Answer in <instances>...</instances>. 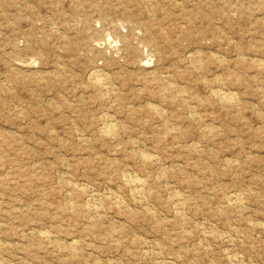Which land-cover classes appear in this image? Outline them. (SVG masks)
<instances>
[{
	"label": "rangeland",
	"instance_id": "obj_1",
	"mask_svg": "<svg viewBox=\"0 0 264 264\" xmlns=\"http://www.w3.org/2000/svg\"><path fill=\"white\" fill-rule=\"evenodd\" d=\"M149 1L0 0V264H264V0Z\"/></svg>",
	"mask_w": 264,
	"mask_h": 264
},
{
	"label": "bare ground",
	"instance_id": "obj_2",
	"mask_svg": "<svg viewBox=\"0 0 264 264\" xmlns=\"http://www.w3.org/2000/svg\"><path fill=\"white\" fill-rule=\"evenodd\" d=\"M116 1H117V0H116ZM128 1H129V0H128ZM134 1H135V0H134ZM138 1H139V0H137V2H138ZM141 1H142V0H141ZM143 1H144V0H143ZM150 1H153V0H150ZM150 1H149V2H150ZM137 2H136V3H137ZM149 2H148V3H149ZM116 3H117V2H116ZM142 3H143V2H142ZM131 4H132V3H131ZM139 4H140V2H139ZM139 4H138V5H139ZM145 4H146V3H145ZM147 5H150V4H147ZM122 6H123V5H122ZM136 6H137V4H136ZM141 6H142V5H141ZM91 7H92V6H91ZM94 7H95V6H94ZM127 7H128V6H127ZM143 7H144V5H143ZM146 7H148V6H146ZM149 7H150V6H149ZM151 7H152V5H151ZM96 8H97V7H96ZM116 8H117V7H116ZM124 8H125V7H124ZM146 9H147V8H146ZM152 10H153V8H152ZM152 10H151V12H152ZM101 11H102V10H101ZM103 11H104V10H103ZM103 11H102V12H103ZM149 12H150V11H149ZM151 12H150V13H151ZM153 12H154V11H153ZM127 13H128V12H127ZM99 14H100V13H99ZM124 14H125V13H124ZM86 15H87V14H86ZM86 15H85V16H86ZM101 15H102V14H101ZM103 15H105V14H103ZM125 15H126V14H125ZM130 15H131V14L129 13V16H130ZM85 16H84V17H85ZM121 16H122V15H121ZM126 16H127V15H126ZM129 16H127V17L129 18ZM88 17H89V16H87V18H88ZM103 17H104V16H103ZM131 17H132V16H131ZM131 17H130V18H131ZM134 17H135V16H134ZM134 17H133L132 19H134ZM82 18H83V17H82ZM105 18H106V16H105ZM123 18H124V17H123ZM125 18H126V17H125ZM126 19H127V18H126ZM84 20H85V19H84ZM87 20H88V19H87ZM130 20H131V19H130ZM134 20H135V19H134ZM134 20H133V21H134ZM127 21H128V19H127ZM76 22H77V21H76ZM92 22H93V21H92ZM136 22H138V21H136ZM87 23L90 24L89 22H87ZM87 23H86V24H87ZM134 23H135V22H134ZM139 23H140V22H139ZM128 24H129V26L131 25L130 22H129ZM143 25H144V23H143ZM138 26H139V25H138ZM52 27H54V26H52ZM92 27H93V26H92ZM55 28H56V27H55ZM116 28H117V27H116ZM56 29H57V28H56ZM56 29H54V30H56ZM54 30H53V31H54ZM87 30H88V29H87ZM132 31H133V30H132ZM90 32H91V31H90ZM96 32H97V31H96ZM91 35H92V34H91ZM132 35H133V34H132ZM88 36H89V35H88ZM126 36H127V35H126ZM129 37H130V36H129ZM132 38H133V37H132ZM93 41H94V40H93ZM126 41H127V40H126ZM126 41H125V42H126ZM128 41H129V40H128ZM90 42H91V41H90ZM103 42H106V41H103ZM125 42H124V43H125ZM131 42H132V40H131ZM126 44H127V43H126ZM129 44H132V43H129ZM97 45H98V44H97ZM127 45H128V44H127ZM70 46H71V45H70ZM133 46H134V44H133ZM71 47H72V46H71ZM71 47L69 48L70 50H71ZM129 47H130V46H129ZM93 48H94V47H93ZM124 48H125V47H124ZM96 49H97V48H96ZM129 49H130V48H129ZM135 49H136V48H135ZM127 50H128V48H127ZM130 50H132V49H130ZM133 50H134V49H133ZM73 51H74V50H73ZM100 51H101V50H100ZM120 51H121V50H120ZM124 51H125V50H124ZM135 51L137 52V50H135ZM102 52H103V51H102ZM128 52H129V51H128ZM132 52H133V51H132ZM129 53H130V52H129ZM137 53H138V52H137ZM135 54H136V53H135ZM138 54H139V53H138ZM124 57H125V55H124ZM127 58H128V57H127ZM129 59H130V58H129ZM129 59H128V60H129ZM140 60H141V59H140ZM140 60H139V61H140ZM132 61H133V59H132ZM140 62H141V61H140ZM140 62H139V63H140ZM144 62H145V61H144ZM146 63H147V62H146ZM148 63H149V62H148ZM18 64H19V63H18ZM133 64H134V63H133ZM7 65H8V64H7ZM137 65H138V64H137ZM141 65H142V63H141ZM12 66H13V65H12ZM15 66H16V65H15ZM147 66H148V65H147ZM13 69H14V68H13ZM20 70H21V69H20ZM90 70H91V69H90ZM96 71H97V70H96ZM99 72H100V71H99ZM165 73H166V72H165ZM169 73H170V72H169ZM95 75H96V74H95ZM95 75H94V76H95ZM97 75H98V74H97ZM101 75H102V74H101ZM164 75H165V74H164ZM166 75H167V74H166ZM161 76H162V75H161ZM168 76H169V75H168ZM90 77H91V75H90ZM90 77H89V79H90ZM95 77H96V76H95ZM102 77H103V76H102ZM102 77H101V78H102ZM97 78H98V77H97ZM160 78H161V77L159 76V78H156V79H158V81H159ZM169 78H170V77H169ZM15 79H17V78H15ZM95 79H96V78H95ZM106 79H107V78H106ZM106 79H105V80H106ZM108 79H109V77H108ZM163 79H164V78H163ZM163 79H162V81H163ZM166 79H167V77H166ZM12 80H13V79H12ZM160 80H161V79H160ZM16 81H17V80H16ZM108 81H109V80H108ZM108 81H107V82H108ZM156 81H157V80H156ZM162 81H161V82H162ZM111 82H112V80H111ZM165 82H166V81H165ZM165 82H163V83H165ZM95 83H96V82H95ZM97 83L99 84V86L102 85V84H104V83H101V80H100V79L97 80ZM114 83H115V82H114ZM159 83H160V82H159ZM163 83H162V84H163ZM108 84H110V83H108ZM108 84H106V85H108ZM157 84H158V83H157ZM92 85H93V84H92ZM111 85H113V83H112ZM111 85H109V86L111 87ZM96 86H97V85H96ZM103 86H104V85H103ZM158 86H159V85H158ZM163 86H164V85H163ZM170 86H171V84H170ZM105 87L108 88L107 86H105ZM105 87H104V88H105ZM160 87H161V86H160ZM96 88H97V87H96ZM96 88L93 86V89L96 90ZM111 88H113V86H112ZM158 88H159V87H158ZM162 88H163V87H162ZM165 88H166V86H165ZM167 88H169V87H167ZM174 88H175V86H174ZM174 88H173V89H174ZM97 89H98V88H97ZM114 89H115V88H114ZM171 89H172V86H171ZM173 89H172V90H173ZM175 89H176V88H175ZM109 90H110V89H109ZM177 90H178V89H177ZM103 91H104V90H103ZM111 91H112V90H111ZM113 91H114V90H113ZM221 91H222V90H221ZM224 91H225V90H224ZM105 92H106V91H105ZM159 92H160V91H159ZM162 92H163V91H162ZM171 92H175V91H170L169 94H170ZM178 92H179V91H178ZM212 92H213V91H212ZM216 92H217V91H216ZM216 92H215V93H216ZM160 93H161V92H160ZM165 93H166V92H165ZM213 93H214V92H213ZM215 93H214V94H215ZM219 93H220V91H219ZM223 93H224V92H223ZM95 94H96V93H95ZM114 94H116V93H114ZM173 94H174V93H173ZM103 95H104V93H103ZM162 95H163V94H162ZM222 95H223V97H224L226 100H228V101H229V100H230V101L232 100L231 93H225V94H222ZM95 96H96V95H95ZM97 96H98V95H97ZM107 96H109V95H107ZM107 96H106V97H107ZM106 97L104 98V100L107 99ZM175 97H177V96H175ZM215 97H217V96H215ZM223 97H222V98H223ZM158 98H159V96H158ZM162 98H163V97H162ZM172 98H173V97H172ZM217 98H219V97H217ZM233 98H234V97H233ZM108 99H109V98H108ZM108 99H107V100H108ZM111 99H112V97H111ZM160 100H161V99H160ZM166 100H167V96H166ZM100 101H101V100H100ZM222 101H223V100H222ZM232 101H233V100H232ZM160 102H161V101H160ZM160 102H158V103H160ZM229 103H230V102H229ZM152 107H153V106H152ZM150 108H151V107H150ZM157 108L159 109V107H157ZM157 108H156V110H155V107H154V110L157 111ZM151 109H152V108H151ZM153 112H154V111H153ZM191 114H192V112H191ZM191 114H190V115H191ZM105 117H106V116H105ZM107 117H110V116L107 115ZM110 118H111V117H110ZM107 119H108V118H107ZM101 120L103 121V119H101ZM108 120H109V119H108ZM104 122H106V121H104ZM109 122H110V121H109ZM98 123H99V122H98ZM103 125H104V124H103ZM109 126H110V124H109ZM110 127H111V126H110ZM100 128H101V127H100ZM100 128H99V129H100ZM104 128H106V127H104ZM104 128H103V130H100V131L103 132V131H104ZM115 129H116V128H115ZM100 131H99V132H100ZM116 131H117V130H116ZM112 132H113V130L111 131L110 128H107V129L105 130V132L103 133V135H104V134H105V135L108 134V135L110 136V135L112 134ZM103 135H102V136H103ZM105 135H104V137H105ZM109 136L106 137V138H109ZM110 137L113 138L114 136H110ZM109 139H111V138H109ZM141 154H142V153H141ZM140 159H141V158H140ZM149 159H150V158H149ZM141 160H142V159H141ZM150 160H151V159H150ZM152 160H153V159H152ZM155 161H157V160L155 159ZM152 162H153V161H152ZM158 162H159V161H158ZM155 163L157 164V162H155ZM142 164H143V163H142ZM151 164H152V163H151ZM153 164H154V162H153ZM156 164H155V165H156ZM146 165H147V164H145L144 167H146ZM158 165H160V164L158 163ZM161 169H162V168H161ZM162 171H163V170H162ZM119 176H120V175H119ZM121 177H122V176H121ZM130 177H131V176H130ZM130 177H129V179H130ZM131 178H132V177H131ZM132 179H133V178H132ZM134 179H135V178H134ZM125 181H126V180H125ZM143 181H144V180H143ZM67 183H68V182H67ZM71 183H72V182H71ZM129 183L131 184V186H134V188H135V187H139L140 184H141V183L139 182V180H132V181L130 180ZM61 184H62V183H61ZM73 184H74V183H73ZM142 184H143V183H142ZM62 187H63V185H62ZM66 187H67V186H66ZM75 187H76V186H75ZM80 187H81V186H80ZM82 187H83V186H82ZM82 187H81V188H82ZM85 187H86V186H85ZM85 187H84V188H85ZM120 187H121V186H120ZM142 187H143V186H142ZM134 188H133V189H134ZM145 188H146V186H145ZM145 188H144V189H145ZM70 189H71V188H70ZM88 189H89V188H88ZM117 189H118V188H117ZM122 189H123V188H122ZM122 189H121V190H122ZM127 189H128V188H127ZM172 189H173V188H172ZM78 190H79V189H78ZM90 190H93V189H90ZM118 190H120V189H118ZM141 190H142V189H141ZM74 191H75V190L73 189V192H74ZM85 191H86V190H85ZM85 191H84V192H85ZM87 191H88V190H87ZM93 191H94V190H93ZM124 191H125V188H124ZM132 191H133V190H132ZM138 191H140V188L138 189ZM142 191H143V190H142ZM168 191H169V190H168ZM78 192H79V191H78ZM78 192H77V193H78ZM91 192H92V191H91ZM133 192H134V191H133ZM171 192H172V191H171ZM173 192H174V191H173ZM85 193H86V192H85ZM89 193H90V192H89ZM105 193H106V192H105ZM109 193H110V192H109ZM130 193H131V192H130ZM176 193H177V192H176ZM230 193H231V192H230ZM232 193H233V192H232ZM92 194H94V193L92 192ZM96 194H97V193H96ZM102 194H103V193H102ZM102 194H101V195H102ZM119 194H120V193H119ZM174 194H175V193H174ZM77 195H79V194H77ZM86 195H87V194H86ZM94 195H95V194H94ZM99 195H100V194H99ZM99 195H98V196H99ZM107 195H108V194H107ZM134 195H135V194H134ZM141 195H142V194H141ZM145 195H146V191H145ZM110 196H111V195H110ZM121 196H122V195H121ZM131 196H132V195H131ZM139 196H140V195H139ZM139 196H138V197H139ZM236 196H237V195H236ZM245 196H246V195H245ZM91 197H92V196H91ZM105 197H106V196H105ZM113 197H114V196H113ZM113 197H112V198H113ZM122 197H123V196H122ZM142 197H143V196H142ZM177 197H178V196H177ZM181 197H182V196H181ZM230 197H231V196H230ZM232 197H233V196H232ZM94 198H95V197H94ZM96 198H97V195H96ZM99 198H100V197H99ZM99 198H98V199H99ZM108 198L110 199L111 197H108ZM108 198H106V199H108ZM120 198H121V197H120ZM127 198H130V196L127 197ZM172 198H173V197H172ZM175 198H176V197H175ZM175 198H174V199H175ZM225 198H226V197H225ZM238 198H239V197L237 196V198L235 197V198H233V200H234L235 202H236V201H239ZM245 198H246V197H245ZM86 199H88V198H86ZM101 199H102V197H101ZM124 199H125V198H124ZM124 199H123V200H124ZM170 199H171V198H170ZM182 199H184V198L182 197ZM227 199H228V197H227ZM89 200H90V199H89ZM110 200H111V199H110ZM110 200H109V201H110ZM115 200H116V199H115ZM117 200H118V199H117ZM128 200H129V199H128ZM128 200H127V201H128ZM244 200H245V199H244ZM93 201H94V200H93ZM93 201H92V202H93ZM130 201H131V200H130ZM130 201H129V202H130ZM136 201H137V200H136ZM139 201H140V199H139ZM143 201H144V199H143ZM178 201H179V200H178ZM224 201H225V200H224ZM224 201H223V202H224ZM226 201H228V200H226ZM229 201H230V200H229ZM241 201H242V200H241ZM97 202H98V200L96 201V203H97ZM99 202H100V201H99ZM113 202H114V201H113ZM116 202H117V201H116ZM122 202H123V201H122ZM133 202H134V201H133ZM176 202H177V201H176ZM185 202H186V201H185ZM66 203H67V202H66ZM96 203H95V204H96ZM106 203H107V202H106ZM110 203H111V202H110ZM110 203H109V205H110ZM144 203H145V202H144ZM144 203H143V204H144ZM173 203H175V202H173ZM177 203H178V202H177ZM179 203H180V202H179ZM226 203H227V202H226ZM240 203H241V202H240ZM243 203H244V201H243ZM93 204H94V203H93ZM95 204H94V205H95ZM97 204H98V203H97ZM107 204H108V203H107ZM121 204H122V203H121ZM129 204H130V203H129ZM138 204H139V203H138ZM138 204H137V205H138ZM175 204H176V203H175ZM181 204H182V203H181ZM206 204H207V203H206ZM229 204H230V203H229ZM238 204H239V203H238ZM70 205H71V203H70ZM81 205H82V204H81ZM111 205H112V204H111ZM123 205H124V204H123ZM226 205H227V204H226ZM244 205H245V204H244ZM75 206H76V205H75ZM75 206H74V207H75ZM121 206H122V205H121ZM143 206H144V205H143ZM178 206H181V205L179 204ZM183 206H184V205H183ZM223 206H224V205H223ZM227 206H228V205H227ZM227 206H226V207H227ZM239 206L241 207V205H239ZM239 206H238V207H239ZM97 207H98V206H97ZM105 207H108V206H105ZM105 207H104V208H105ZM115 207H116V206H115ZM115 207H114V208H115ZM117 207H118V206H117ZM218 207H219V205H218ZM218 207H217V208H218ZM231 207H232V205H231ZM68 208L70 209L69 206H68ZM68 208H67V209H68ZM71 208H72V207H71ZM123 208H125V205H124ZM123 208H122V209H123ZM128 208H130V207H128ZM128 208H127V211H128ZM176 208H177V206H176ZM178 208H179V207H178ZM178 208H177V209H178ZM241 208H242V207H241ZM64 209H65V208H64ZM69 209H68V210H69ZM94 209H95V208H94ZM182 209H183V208H182ZM224 209H225V208H224ZM230 209H231V208H230ZM243 209H244V208H243ZM243 209H242V210L240 209V210L242 211V213H244V212H243ZM62 210H63V209H62ZM65 210H66V209H65ZM65 210H63V211H65ZM145 210H146V209H145ZM180 210H181V209H180ZM231 210H232V209H231ZM233 210H234V209H233ZM87 211H88V210H87ZM91 211H92V210H91ZM123 211H124V210H123ZM177 211H178V210H177ZM227 211H228V210H227ZM96 212H97V211H96ZM100 212H102V211H100ZM129 212H130V211H129ZM134 212H135V211H134ZM147 212H148V211H147ZM224 212H225V210H224ZM224 212H223V214H224ZM92 213H94V212H92ZM118 213H119V212H118ZM127 213H128V212H127ZM127 213H125V215H126ZM227 213H228V212H227ZM238 213H241V212H238ZM90 214H91V213H90ZM90 214H89V215H90ZM96 214H97V213H96ZM128 214H129V213H128ZM181 214H182V213H181ZM236 214H237V213H236ZM93 215H94V214H93ZM93 215H92V216H93ZM238 215H239V214H238ZM92 216H91V217H92ZM129 216H130V215H129ZM94 217H95V216H94ZM96 217H97V216H96ZM126 217H127V216H126ZM176 217H177V216H176ZM127 218H129V217H127ZM96 220H97V219H96ZM250 224H251V223H250ZM251 225H252V224H251ZM262 226H263V225H262ZM252 227H253V226H252ZM233 228H234V227H233ZM260 228H261V227H260ZM209 229H210V228H209ZM229 229H230V227H229ZM250 229H251V228H250ZM253 229H254V227H253ZM212 230H213V229H212ZM212 230H210V231H212ZM212 233H213V232H212ZM234 233H235V232H234ZM42 234H43V233H42ZM48 234H49V233H48ZM48 234H47V235H48ZM208 234H209V233H208ZM216 234H217V233H216ZM217 235H218V234H217ZM245 235H246V234H245ZM249 235H250V234H249ZM40 236H41V234H40ZM49 236H50V235H49ZM49 236H46V237L49 238V239H52V238H53V237L50 238ZM225 236H226V235H224V237H225ZM213 237H214V236H213ZM224 237H223V238H224ZM226 237H227V236H226ZM233 237H235V235H234ZM47 238H46V239H47ZM217 238H218V237H217ZM235 238H236V237H235ZM55 239H56V238H55ZM224 239H225V238H224ZM226 239H227V238H226ZM228 239H230V238H228ZM236 239H237V238H236ZM53 240H54V239H53ZM219 241L222 242L221 238H220ZM223 241H224V240H223ZM228 241H229V240H228ZM230 241H231V240H230ZM230 241H229V242H230ZM49 242H50V241H49ZM51 242H52V241H51ZM54 242H55V241H54ZM75 243H76V242H75ZM231 243H232V242H231ZM50 244H51V243H50ZM55 244H56V243H55ZM55 244H53V245H55ZM57 244H58V243H57ZM63 244L65 245V243H63ZM149 244H150V242H149ZM149 244H148V245H149ZM151 244H152V243H151ZM222 244H223V242H222ZM229 244H230V243H229ZM229 244H228V245H229ZM0 245H1V244H0ZM60 245H61V243H60ZM60 245H58V246H60ZM64 245H63V246H64ZM152 245H153V244H152ZM232 245H233V243H232ZM250 245H251V244H250ZM56 246H57V245H56ZM63 246H62V248H63ZM76 246H77V245H76ZM147 247H148V246H147ZM150 247H151V246H150ZM54 248H55V247H54ZM59 248H60V247H59ZM62 248H61V249H62ZM71 248H74V247H71ZM76 248H77V247H76ZM76 248H75V249H76ZM66 249H67V248H66ZM226 249H227V248H226ZM62 250H63V249H62ZM62 250H61V251H62ZM229 250H231V249H229ZM76 251H77V249H76ZM144 251H145V250H144ZM151 251H152V250H151ZM69 252H71V251H69ZM230 252H231V251H230ZM145 253H146V252H145ZM154 253H155V252H154ZM226 253H227V252H226ZM231 253H232V252H231ZM231 253L229 254L230 256H231ZM235 253H237V252H234V254H235ZM76 254H77V253H76ZM147 254H148V253H147ZM149 254H150V252H149ZM155 254H156V253H155ZM69 255H72V254L69 253ZM79 255H80V254H79ZM192 255H193V254H192ZM194 256H195V255H194ZM194 256H192V257H194ZM234 256H235V255H234ZM149 257H150V256H149ZM157 257H158V256H157ZM157 257H156V258H157ZM177 257H178V256H177ZM224 257H225V255H224ZM237 257H238V256H237ZM76 258H77V257H76ZM159 258H161V257H159ZM173 258H176V255H175V257H173ZM179 258H180V256H179ZM225 258H226V257H225ZM150 259H151V258H150ZM163 259H164V258H163ZM167 259H168V260H171V259H169V258H167ZM153 260H154V258H153ZM160 260H161V259H160ZM164 260H165V259H164ZM174 260H175V259H174ZM174 260H173V261H174ZM176 260H177V259H176ZM225 260H226V259H225ZM231 260H233V259H231ZM226 261H227V260H226ZM228 261H229V260H228ZM235 261H237V260H235ZM159 262H160V261H159ZM159 262H157V264H158ZM161 262H163V261L161 260ZM232 262H233V261H232ZM164 263H166V262H164ZM233 263H234V262H233ZM5 264H6V263H5ZM161 264H162V263H161ZM239 264H240V263H239Z\"/></svg>",
	"mask_w": 264,
	"mask_h": 264
}]
</instances>
